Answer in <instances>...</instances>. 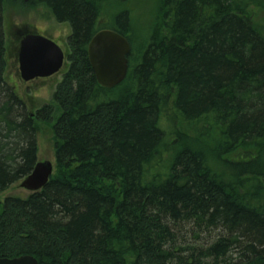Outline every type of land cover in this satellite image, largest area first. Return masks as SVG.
I'll return each instance as SVG.
<instances>
[{
  "label": "trees",
  "instance_id": "1",
  "mask_svg": "<svg viewBox=\"0 0 264 264\" xmlns=\"http://www.w3.org/2000/svg\"><path fill=\"white\" fill-rule=\"evenodd\" d=\"M135 1L0 0V195L38 163L41 126L55 152L44 189L0 204V258L264 264V0ZM19 6L71 31L35 112L4 77V22ZM104 29L131 45L112 89L88 59Z\"/></svg>",
  "mask_w": 264,
  "mask_h": 264
},
{
  "label": "water",
  "instance_id": "2",
  "mask_svg": "<svg viewBox=\"0 0 264 264\" xmlns=\"http://www.w3.org/2000/svg\"><path fill=\"white\" fill-rule=\"evenodd\" d=\"M130 54L131 45L124 35L108 29L95 34L88 45V59L101 87L112 89L125 81ZM65 59L63 49L51 39L35 33L27 34L21 40L18 52L21 79L30 82L52 77L64 69ZM53 172L51 161L38 162L20 186L30 193L38 192L47 186ZM0 264H38V261L24 255L12 259L0 258Z\"/></svg>",
  "mask_w": 264,
  "mask_h": 264
},
{
  "label": "rangeland",
  "instance_id": "3",
  "mask_svg": "<svg viewBox=\"0 0 264 264\" xmlns=\"http://www.w3.org/2000/svg\"><path fill=\"white\" fill-rule=\"evenodd\" d=\"M139 1V0H138ZM136 2L132 0V3ZM112 7L118 3V0H111ZM142 4V2H141ZM140 4V5H141ZM154 3L152 1L144 3L141 6L142 11L146 14L147 19L150 18L151 14L155 11L153 8ZM34 6L32 11H29L28 7L19 6L15 8V11L6 15L4 22V29L7 41V57L9 58L7 68L5 71V80L11 85L16 93L26 102L31 112H35L39 107L49 103L52 100V94L61 81L63 72L66 68L62 69L60 73L54 75L47 80H36L33 83L26 84L22 79L16 75L17 66L15 65L16 49L18 47L17 37L18 32H35L44 36L50 37L51 39L60 43L61 48L66 53L67 50V38L70 35V27L67 24H60L55 19H50L45 16L46 10ZM138 19V18H137ZM139 22L142 19L137 20V29H140ZM24 36V35H23ZM21 39V38H20ZM38 143V162L51 161L55 165V152L54 142L52 139L51 132L41 126L37 133ZM21 182L15 184L0 195V204L4 202L5 198L9 196H21L27 197L30 192L24 190L20 186ZM2 212V206H0V213Z\"/></svg>",
  "mask_w": 264,
  "mask_h": 264
},
{
  "label": "flooded vegetation",
  "instance_id": "4",
  "mask_svg": "<svg viewBox=\"0 0 264 264\" xmlns=\"http://www.w3.org/2000/svg\"><path fill=\"white\" fill-rule=\"evenodd\" d=\"M32 34V33H35V32H29L28 33V31H24V32H18V39L20 40V41H18V47H17V49H16V59H15V65L17 66V69H16V75L21 79V75H20V71H19V62H18V52H19V48H20V43H21V40L23 39V37L24 36H26L27 34ZM35 34H39V33H35ZM24 35V36H23ZM39 35H42V34H39ZM42 36H44V35H42ZM45 37H47V36H45ZM21 38V39H20ZM47 38H49V39H51L50 37H47ZM52 41H54L58 46H60V43H58L57 41H55V40H53V39H51ZM61 47V46H60ZM64 51V50H63ZM57 75V74H56ZM53 77V76H52ZM49 78H51V77H49ZM49 78H38V79H35V80H33V81H30V82H25L26 84H29V83H33V82H35L36 80H47V79H49Z\"/></svg>",
  "mask_w": 264,
  "mask_h": 264
}]
</instances>
